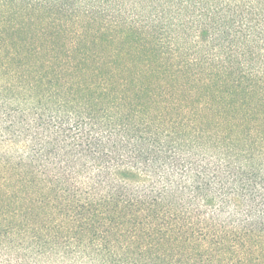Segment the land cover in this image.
<instances>
[{"label":"trees","instance_id":"1","mask_svg":"<svg viewBox=\"0 0 264 264\" xmlns=\"http://www.w3.org/2000/svg\"><path fill=\"white\" fill-rule=\"evenodd\" d=\"M0 264H264V0H0Z\"/></svg>","mask_w":264,"mask_h":264}]
</instances>
